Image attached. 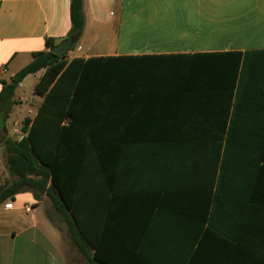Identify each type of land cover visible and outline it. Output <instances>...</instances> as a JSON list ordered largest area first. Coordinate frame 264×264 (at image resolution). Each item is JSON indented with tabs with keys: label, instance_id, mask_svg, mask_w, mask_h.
Returning a JSON list of instances; mask_svg holds the SVG:
<instances>
[{
	"label": "crops",
	"instance_id": "0c3cea01",
	"mask_svg": "<svg viewBox=\"0 0 264 264\" xmlns=\"http://www.w3.org/2000/svg\"><path fill=\"white\" fill-rule=\"evenodd\" d=\"M190 1L197 3L191 8L193 25L180 32L173 45L153 49L132 45L122 50L119 32L123 21L119 23V18L127 0H85L86 26L75 53L67 57H132L126 61L131 77L125 101L114 104L111 147L104 154L115 192L113 219L148 222L142 232L147 242L140 245L148 254L158 256L168 250L160 239L174 237L178 244L175 251H185L189 240L193 254L201 250L210 263L217 257L223 263L227 242L209 222L223 223L234 211L232 187L242 190L238 213L243 220L254 218L261 227L253 234V242L256 250L264 253V183L260 179L253 183L230 181L219 189L214 151L215 141L221 137L208 128L219 122L213 113L216 106L214 102L206 106L184 102L183 94L191 91L190 87L177 83L196 76L204 67L209 58L197 54L264 49V0ZM179 20L189 22L187 17ZM71 29L70 0H0V80H6L13 65L18 66L9 79L33 60V53L46 51L47 39L58 45ZM190 33L198 38L188 40ZM204 35L209 36L207 41H203ZM86 37L93 41L85 50L82 42ZM138 38L136 41L147 42L146 37ZM35 75L39 80L41 74ZM203 125L207 127L200 128ZM2 128L6 126L2 124ZM21 133L14 140L25 135ZM224 147L225 141L222 152ZM252 186L256 188L254 200L247 206L245 195ZM48 201H38L45 207L46 219L36 216L38 205L17 208L11 202L12 209L0 208V264H68L73 253V260L89 264L56 225ZM243 235H247L245 230Z\"/></svg>",
	"mask_w": 264,
	"mask_h": 264
},
{
	"label": "trees",
	"instance_id": "16d2710c",
	"mask_svg": "<svg viewBox=\"0 0 264 264\" xmlns=\"http://www.w3.org/2000/svg\"><path fill=\"white\" fill-rule=\"evenodd\" d=\"M84 1L70 0L72 29L66 39H79L85 29ZM56 43L47 39L46 51L33 53L28 65L9 80H0L2 120L12 111L22 82L43 71L35 85L34 93L42 98L36 116L25 120V135L20 140L5 142L12 179L0 186V208L26 191L37 201L48 199L54 214L66 225L71 245L89 264H264V253L260 254L253 242V234L261 227L254 218L243 220L238 213L242 191L238 187L231 189L234 211L227 220L209 222L227 242L223 263L218 257L210 263L201 250L193 254L189 240L185 251H175L178 244L174 237L160 239L168 250L158 256L140 248L147 242L142 232L149 223L113 219L115 192L104 156L111 147L114 104L125 101L131 77L126 61L132 57L70 60L51 52ZM196 56L209 59L196 76L184 77L177 84L190 87L191 91L183 94L184 102L203 106L214 102L216 106L213 113L219 122L208 128L221 137L215 141L214 151L219 189L230 181L253 183L260 179L264 183V49ZM255 189H247V206L254 200ZM134 231L138 235L131 233Z\"/></svg>",
	"mask_w": 264,
	"mask_h": 264
},
{
	"label": "rangeland",
	"instance_id": "374dc122",
	"mask_svg": "<svg viewBox=\"0 0 264 264\" xmlns=\"http://www.w3.org/2000/svg\"><path fill=\"white\" fill-rule=\"evenodd\" d=\"M196 4V2L190 0H127L123 15L119 18V23L123 21L119 32L121 49L124 50L126 47L132 45L149 47V49L166 46L167 44H169L168 46L173 45V43L176 42L175 37L182 31L187 32V29L189 30L193 25L191 21L193 13H191V10ZM170 11L175 12L176 15L175 13L170 14ZM165 12H167V14ZM183 17L188 18L189 22H187V24L179 20ZM228 35H232V33H228ZM138 36L140 38L146 37L147 42L136 41ZM197 38L198 37H194V35L190 33L187 39L194 40ZM202 39L203 41H207L209 36L207 37V35H204ZM92 41L90 37L84 38L82 45L85 50ZM74 53L75 48L69 52L68 56ZM16 66L18 65L12 66V72ZM12 72L8 73L4 79L9 80ZM39 74L42 75L43 71L39 72ZM37 82V75L29 76L27 80L24 81L23 86H20L16 90L14 97L15 105L12 111L7 113L5 118L0 120V186L12 179L7 167L5 139H19L22 135L21 132L25 120L34 118L41 100L39 99L41 97L34 93ZM2 124L6 126V129L2 128ZM14 204L18 208L24 205H38V201L33 197L31 192H23L16 196ZM48 205H50L49 201ZM38 207L36 216H39L40 219H46V216L49 217L43 205H38ZM50 210H52L51 205ZM50 210L49 213L51 212L54 214V211ZM22 213L23 215L27 214L24 209ZM54 217L56 225L68 235L66 225L60 222L56 215ZM74 254L75 253L72 254L68 264H86L85 262L78 263L76 260H73ZM76 257H78V255H76Z\"/></svg>",
	"mask_w": 264,
	"mask_h": 264
},
{
	"label": "water",
	"instance_id": "95a60500",
	"mask_svg": "<svg viewBox=\"0 0 264 264\" xmlns=\"http://www.w3.org/2000/svg\"><path fill=\"white\" fill-rule=\"evenodd\" d=\"M78 38L71 37L64 41H62L60 44L56 45L54 48H52L51 52L57 56H60L62 58H66L68 53L73 49V47L77 44Z\"/></svg>",
	"mask_w": 264,
	"mask_h": 264
},
{
	"label": "built area",
	"instance_id": "2783aa9c",
	"mask_svg": "<svg viewBox=\"0 0 264 264\" xmlns=\"http://www.w3.org/2000/svg\"><path fill=\"white\" fill-rule=\"evenodd\" d=\"M78 49L80 50L81 48L79 47ZM4 207L5 209H12L13 205L11 203H7Z\"/></svg>",
	"mask_w": 264,
	"mask_h": 264
}]
</instances>
